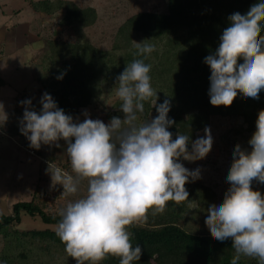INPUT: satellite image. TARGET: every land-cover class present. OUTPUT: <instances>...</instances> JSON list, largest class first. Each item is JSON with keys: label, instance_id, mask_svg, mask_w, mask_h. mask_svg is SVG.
Here are the masks:
<instances>
[{"label": "clouds", "instance_id": "obj_1", "mask_svg": "<svg viewBox=\"0 0 264 264\" xmlns=\"http://www.w3.org/2000/svg\"><path fill=\"white\" fill-rule=\"evenodd\" d=\"M229 21L219 47L204 60L211 70L209 96L213 106H231L238 93L258 99L264 89V0L254 3L245 14L233 13ZM136 48L134 55L144 59H134L116 78L123 119L113 116L107 124L91 118L74 122L47 92L41 98L39 113L30 110V99L20 101L26 106L20 131L30 147H60V140L67 144L73 174L49 161L46 171L53 187L62 185L63 193L75 195L87 181V194L60 210L56 228L76 264H101L109 256L118 258L119 264L139 261L142 248L133 246L128 229L146 223L150 211L153 216L163 214L169 202L183 206L189 201L185 185L190 178L198 179L200 171H190L180 160L204 159L213 147L210 128L194 141L181 133L173 139L168 130L176 123L168 116L171 101L157 104L152 66L145 63L155 47L145 43ZM153 97L158 115L137 124V113H143L145 102ZM249 144L251 151L236 145L226 178L230 187L223 203L207 209L205 220L215 240H232L235 254L231 264H238L241 257L264 264V195L252 188L254 180L264 184V110L259 111Z\"/></svg>", "mask_w": 264, "mask_h": 264}, {"label": "trees", "instance_id": "obj_2", "mask_svg": "<svg viewBox=\"0 0 264 264\" xmlns=\"http://www.w3.org/2000/svg\"><path fill=\"white\" fill-rule=\"evenodd\" d=\"M257 2L259 0H167L165 11H140L129 16L120 24L111 48L91 41L48 39V66L38 81L57 106L74 117L83 107L106 104L107 98L116 93V78L127 64L134 59H144L134 55L136 45L148 43L154 45L155 50L145 63L152 66L151 84L157 91V104L165 99L171 101L168 116L176 123L168 130L173 133V139L181 133L194 141L217 117L240 118L242 126L236 133L255 132L259 111L264 110V89L258 99L245 98L238 93L231 106H213L209 96L211 70L204 60L219 47L223 30L230 26L229 16L235 12L245 14ZM31 5L42 16L60 13L64 27L79 31L93 26L99 17L96 7L81 6L74 0H31ZM261 35L264 36V22ZM61 76L62 79L58 78ZM155 100L153 97L145 102L144 112L137 113V124L158 115ZM121 104L118 97L107 108L108 119L124 118ZM64 144L67 147L66 142ZM188 147L191 151V143ZM48 157L56 160L52 154ZM67 158L64 166L73 174ZM185 187L189 201L183 206L169 202L163 214L153 216L150 211L146 223L128 229L133 246L138 244L142 248L140 260L133 264H231L235 254L232 240H215L205 223L207 209L217 204L215 189L202 179L189 180ZM256 190L264 195V184L259 183ZM23 210L32 216L39 215L46 223L58 224L60 220L59 213L46 212L35 200L21 201L14 205L11 214L0 211V227L21 222ZM23 235L47 242L43 251L52 257L60 253V249L66 252L55 230H32ZM58 245L62 248H55ZM69 261L76 263L70 257ZM101 264H119V259L109 256ZM238 264H258V261L241 257Z\"/></svg>", "mask_w": 264, "mask_h": 264}, {"label": "rangeland", "instance_id": "obj_3", "mask_svg": "<svg viewBox=\"0 0 264 264\" xmlns=\"http://www.w3.org/2000/svg\"><path fill=\"white\" fill-rule=\"evenodd\" d=\"M81 6H94L98 10V20L84 30L64 27L61 14L42 16L35 11L31 0H0V211L13 213L14 205L21 201L35 200L48 213H59L70 202L87 194V183L82 182L75 195L63 193V186L52 185L47 173L49 155L52 162L71 174L64 164L68 160L64 140L60 147L42 145L39 150L30 147V141L20 131L26 106L20 101L30 99V110H42L41 98L45 89L38 81L47 69L50 52L48 39L57 37L69 41H91L103 48H111L114 35L120 24L129 16L140 11H165L167 0H74ZM58 34L56 35V33ZM118 98L115 94L107 98L106 104L96 103L83 107L74 122L86 118L100 119L106 124L107 108ZM37 107V108H36ZM87 112L88 116H85ZM242 126L238 117H217L208 127L213 137V147L204 159L180 162L190 171L199 169L200 177L217 193V204L223 203L230 185L227 175L233 163L236 145L251 151L249 140L254 132L236 133ZM206 135L205 130L199 137ZM189 180H192L191 178ZM197 180V179H195ZM258 181L252 188L257 189ZM1 223V220H0ZM58 224L46 223L39 215L21 212V222H13L0 227V264H76L69 261L68 254L50 256L43 248L47 242L23 235L26 231L55 230ZM55 248H62L60 245ZM71 258V257H70Z\"/></svg>", "mask_w": 264, "mask_h": 264}]
</instances>
